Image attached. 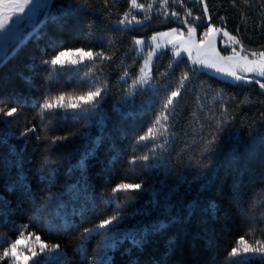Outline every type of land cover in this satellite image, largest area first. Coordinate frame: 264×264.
<instances>
[{
	"label": "trees",
	"instance_id": "trees-1",
	"mask_svg": "<svg viewBox=\"0 0 264 264\" xmlns=\"http://www.w3.org/2000/svg\"><path fill=\"white\" fill-rule=\"evenodd\" d=\"M65 2L78 9L65 27L57 30L48 24L38 42L34 36L28 37L18 49L19 54L0 66V108L17 107L12 117L0 113V119L12 122L15 132L7 141L15 148L14 153L0 145V212L5 213L0 215V255L4 246H10L17 238L25 241L18 246L25 255L31 256L28 249L39 253L35 239L39 236L50 248L58 244L61 255L45 260L56 256V252L46 250L29 264L34 260L41 264H90L104 238L94 235L82 245L81 235L85 228L114 214L116 207L110 206V201L117 184L156 186L158 180L161 184L167 180L172 187L177 174L196 170L210 173L208 189L200 203L181 213L178 221L149 232L141 246L133 245L129 239L119 240L114 248L106 250L111 264H225L240 237L253 246L258 240L264 242V93L255 80L231 82L202 70L197 72L192 85L177 98L175 112L169 119V135L154 142L164 147H157L155 152L151 151L152 141L143 147L137 137L146 133L154 113L160 112L164 99L176 89L182 72L192 66L184 57L174 62L169 51L163 50L152 62V85L138 87L135 96L127 95L140 66V57L133 48L134 37H146L187 20L188 24L199 25L200 30L206 24L225 29L240 40L238 46L245 51H264V0H168L167 5L163 0H137L145 5L143 10L133 8L131 0ZM205 3L207 15L203 12ZM173 11L179 15H171ZM125 13L128 20L132 16L147 18L140 25L120 24ZM77 48L103 51L111 59L85 60L75 67L66 66L55 75L49 72L50 66L44 62L56 54L54 49ZM124 70L130 77L121 79ZM260 79L264 82V78ZM102 84L106 88L99 111L108 117L103 129L92 126L97 117L75 115L72 109H54L45 112L41 119L37 104L60 95L65 96V103L75 102V97ZM222 104L227 111L220 107ZM114 107L119 111L113 112ZM217 121L222 124L219 129ZM33 127L34 132L20 135ZM81 133L102 136L99 145H93L83 160L88 145ZM56 137L68 139L53 144ZM145 154L150 157L148 161L130 163L133 156ZM159 161H163L160 168L151 167ZM18 175L30 187L31 197L25 196ZM82 175L88 185L87 205L84 191L76 189L77 183L83 188ZM13 184L15 190H9ZM179 192L183 195L184 189ZM52 194H58L57 199L43 215H38L37 208ZM116 195L121 200V214H130L121 224L124 232L155 223L161 217V209L167 207L161 196V208L153 205L151 214L146 216L136 211L148 207L146 195L129 203L123 202L138 193ZM57 204L66 224L53 215ZM212 204L215 215L210 209ZM74 210L83 212V216L73 215ZM46 225L55 230L50 231ZM82 247L83 253L79 251ZM247 255L246 264H264V254ZM0 264L9 261L0 260Z\"/></svg>",
	"mask_w": 264,
	"mask_h": 264
},
{
	"label": "snow or ice",
	"instance_id": "snow-or-ice-1",
	"mask_svg": "<svg viewBox=\"0 0 264 264\" xmlns=\"http://www.w3.org/2000/svg\"><path fill=\"white\" fill-rule=\"evenodd\" d=\"M164 4L167 5L168 0H163ZM176 2V0H174ZM36 4V8L33 10L34 15L30 18V28L31 31L25 33L26 37H35L37 42L44 34L43 29L47 27L48 24H52L56 27L57 30L65 27L69 21V18L77 13L78 9L73 7L71 2H65V0H17V2L9 5L7 2L5 3V8L7 11L11 12L13 15L19 17L20 14L25 12V8L30 4ZM131 6L133 8H138L143 10L145 5L137 3V0H131ZM149 8L152 7L151 4L148 5ZM203 12L205 15L208 14L209 10L207 4H204ZM59 13V15H58ZM173 16H178L179 14L175 11L171 13ZM188 15L191 16V12H188ZM197 20L200 17L196 18ZM211 19V17H209ZM223 19V18H221ZM12 20V15H5L3 18H0V65H4L7 59L14 58L18 55V49L22 43L21 34L13 33L8 28V22ZM133 21H136V17L132 16L131 20H128V14L125 13L124 18L119 21L120 24H131ZM17 23L19 21H16ZM139 23L140 21H136ZM188 21L184 20L183 24H187ZM199 26V25H198ZM207 28V31L203 33V38L200 40V44H210L211 37L215 34L223 31V36L227 37L234 44H240V40L237 39L236 36L231 35L228 31L223 30L222 28H216L211 25H204ZM188 36L192 38L196 33V27H188ZM175 32V29H173ZM160 35H168L167 33H162ZM183 34L181 33V36ZM153 41L156 40V37L153 36L151 38ZM135 45L143 46L145 44L144 40L137 39L134 41ZM193 46L195 45V41L192 42ZM103 47V45H101ZM158 47V45H157ZM225 47H228L227 45ZM55 55L50 59V61H45L46 66L49 67V72H52L53 75L57 74L58 71H62L66 66L75 67L77 65L83 64L85 60L88 61H96L99 59L100 61L105 59H111V57H106L103 51L93 52L91 49L85 51L83 48H77L74 50H56ZM184 52L187 53L189 60L194 67L188 69V71H184L181 74L180 79L178 80L177 87L175 90L171 91L170 95H168L162 104L160 105V112L154 113V120L147 128V131L144 135H139L137 137V143L142 145L143 147H147L148 142H153V147L151 149L152 152H155L157 147H164V144L156 145L154 142L157 140H164L167 135H169V129L171 125L169 124V119L173 116L175 112V104L177 102V98H179L182 94V91L186 87H190L194 82V75L201 71V69H215L218 73H223L226 76L232 77L235 81H246L247 78L244 75H238L234 70H228L224 67L218 66L216 62H210L205 59H200L199 54L197 58H192V46L185 47L183 49ZM215 51V49H213ZM231 51L234 55L228 57H220L219 52H216V56L222 60L232 61L235 57L239 56V53L236 52L235 48H231ZM243 51V48H241ZM139 54V53H138ZM253 56L259 55V60H249L247 56L241 57V60L244 63H240L237 61V67H240L245 72H255L259 77L264 78V51H260L258 54L256 52L251 53ZM156 55L155 51H151L148 55V58L145 60V65H149L152 56ZM177 57H181V52L177 50L173 53L174 62L178 63L176 60ZM173 67V64H169V68ZM193 75H189V73ZM87 75V74H86ZM130 74L127 70H124L121 79L129 78ZM150 68L149 71H145L144 67L140 68V75L133 80L130 85L129 91L127 93L128 96H135L136 89L144 88L145 85H150L151 81ZM188 82V83H186ZM255 83L259 85V88L264 90V82H261V79H256ZM94 87V90L87 91L86 95H81L75 97V102L65 103V96L60 95L56 97L54 100H45V102L41 104H37V107L41 109V119L43 120L45 112H51L54 109H72L74 110L75 115L84 114L86 117L88 115L96 116L97 119L92 122V126L97 127L98 129H103L105 124L107 123L108 117L106 115H102L99 112L100 106V98L102 97V93L105 91L106 86L100 85L99 87ZM154 92L155 89L153 88ZM127 98V97H126ZM199 99V98H198ZM86 105L87 107H83ZM202 107L204 105H201ZM220 107L227 111L226 107L222 104ZM76 112L75 110H78ZM118 108H113V112H118ZM17 112V107H12L10 109L0 108V113H3L7 117H12ZM227 122V121H225ZM0 124H3L4 127L0 128V145H4L8 148L9 153H14L15 148L8 144L7 141L9 137L15 136L14 130L11 128V121H5L0 119ZM158 126V127H157ZM222 124L220 121L216 122V128H221ZM89 127V125H85V128ZM155 130V131H154ZM35 128H26L23 133L20 135L22 137L27 136L28 132H34ZM83 139L87 141V150L84 151L81 159L83 160L87 157L92 151V146H98L102 140V136H84L81 133ZM38 138V137H37ZM67 137H56L53 138L52 143L55 144L58 140H67ZM216 137L213 136V142ZM148 161L150 159L148 154H145L141 157L133 156L130 163L135 164L137 160ZM163 164V161H159L151 165L153 168H160ZM47 165V162H46ZM47 171H51V169H47ZM83 172V167L81 168ZM171 175V173H169ZM210 173L203 170H196L191 173L187 171L183 174H177L175 176V185L169 187L167 180L161 184L158 180L156 186H153L151 183L148 185H144L143 183H124L121 182L117 184L112 189V194L114 199L110 201V206L115 204L116 211L113 215L108 218L102 219L99 223L94 224L91 228H85L81 235V244L90 240L94 235L103 236V242L100 246H98V255L93 258L90 264H111V258L107 256L106 250L114 248L117 242L121 239H129L131 240L133 245L141 246L146 239V235L149 232H157L168 226L169 224L176 222L180 219L181 213L186 210H190L191 208L198 205L201 201V198L205 191L208 189V178ZM17 181L22 188L25 189V196L31 197L30 187L25 185L23 180L20 179L18 175ZM81 181L83 182V188L81 189V184H76V189H80L84 191L85 196V204L89 203L87 199V190L88 185L87 181L84 179L83 175L81 176ZM184 189V194L181 195L179 189ZM147 189V191H145ZM9 190H15V184L9 186ZM119 192H134L138 193V195L127 198L123 203L133 202L139 199V195H146L148 197V207L137 209L136 211L140 214L149 216L151 214V208L153 205L156 206L157 209L161 208V196L164 197V200L167 202V207L161 209V217L156 219L155 223H148L143 225H138L135 227L134 231L124 232L121 230V224L125 222L130 214L123 213L121 214L120 208L122 207L120 197L116 194ZM171 192L169 196L168 193ZM58 194H52L49 197L45 198V201L37 208V214L43 215L45 211L52 205L53 201L57 199ZM94 203V201H93ZM210 209L215 215V205H210ZM4 212H0V215H4ZM53 215L56 218L63 219L65 224L67 223L66 217L61 215L60 205L57 204L56 208L53 212ZM73 215H81L83 216V212H76L74 210ZM26 227V226H25ZM46 227L50 231H54L52 225H46ZM103 230V231H101ZM30 236L32 234H29ZM39 246V253H44L46 250L48 252H56V256H48L45 257V260L48 259H56L61 254L57 252L59 249V245H52L51 248L49 245L40 240L39 236L35 237ZM25 244V241L22 238H17L14 242L10 243V246H4L2 255H0V260L7 259L9 264H29V261L33 259V257H37L39 253L34 249H28L31 252V256L25 255L24 252L18 250V246ZM238 246L232 247L229 256L225 261V264H246V261L249 259L248 253H261L264 254V242L257 241V246L250 245L244 237H240L237 241ZM2 246V245H0ZM83 253V247L79 250ZM238 257V259H236ZM33 264H41L40 260H34Z\"/></svg>",
	"mask_w": 264,
	"mask_h": 264
},
{
	"label": "rangeland",
	"instance_id": "rangeland-1",
	"mask_svg": "<svg viewBox=\"0 0 264 264\" xmlns=\"http://www.w3.org/2000/svg\"><path fill=\"white\" fill-rule=\"evenodd\" d=\"M6 2L9 5H11L12 3H15L17 1L0 0V18H3V16L5 15H12V20L8 22V28L11 32L19 33L22 36L25 30L30 26V18L33 17L34 15L33 10L36 7L27 9L25 10L23 14H20L19 17H15V15L7 11V9L5 8ZM146 18L147 17L136 19V21H140V22L137 23L136 21H133L131 24L127 23V25L128 26L140 25L146 20ZM16 21H19V22L17 23ZM180 24L181 25H173L170 27L155 30L146 37L144 36L134 37L133 48L135 49L137 55L140 57V66H139L137 76L140 75L141 67H144L146 72L149 71V68H150V75H151V66H152L153 59L159 52L163 50H168L172 57H173V53L179 50L181 52V57H184L189 63V65L194 67L191 63V60H189L187 53L183 51L185 47L192 46V58L194 59L197 58L199 54L200 59H205L210 62H216L218 66L220 67H224L225 69H228V70H234L237 72L238 75H244L247 78V80L246 81H235L232 77L226 76L223 73L216 72L215 69H201L204 72H207L211 75H214L216 77H219L221 79H225L231 82H249L251 80L262 78V77H259L255 72H245L240 67L236 66L237 61H239L240 63H244L241 60V57L243 56H247L249 60H259L260 59L259 55L253 56L251 54L253 52L245 51V50L241 51V48L238 46V44H234L227 37L223 36V31L211 37L210 44L201 45L200 40L203 38V33L207 31V28L205 29L203 28L202 30H200L198 25H195V24H188V23L186 25L183 23H180ZM188 27H196V33L192 38H189L188 36V31H187ZM216 28H220V27H216ZM173 29H175V32H173ZM162 33H167L168 35H160ZM181 33L183 34L182 36H181ZM153 36L156 37L155 41L151 39ZM137 39L144 40L145 44L143 46L135 45L134 41ZM193 41H195L194 46L192 43ZM226 45L228 47H225ZM231 48H235L236 52L239 53V56L235 57L234 60L232 61L222 60L216 56V52H219L220 57H228V56L234 55L231 51ZM213 49H215V51H213ZM151 51H155L156 55L152 56L149 65L146 66L145 60L148 58V55ZM259 52H256V53L258 54ZM181 57H177L176 60ZM151 85L152 83L150 81V85H145V86L150 87ZM261 91L264 93V90L261 89ZM83 107H87V106L83 105ZM92 117L94 118L96 116H92Z\"/></svg>",
	"mask_w": 264,
	"mask_h": 264
},
{
	"label": "water",
	"instance_id": "water-1",
	"mask_svg": "<svg viewBox=\"0 0 264 264\" xmlns=\"http://www.w3.org/2000/svg\"><path fill=\"white\" fill-rule=\"evenodd\" d=\"M29 31H31V28H28L23 34H22V36H21V40H22V43L28 38V37H26L24 34L25 33H27V32H29ZM21 43V44H22ZM21 46V45H20ZM8 60V59H7ZM1 66V65H0Z\"/></svg>",
	"mask_w": 264,
	"mask_h": 264
},
{
	"label": "crops",
	"instance_id": "crops-1",
	"mask_svg": "<svg viewBox=\"0 0 264 264\" xmlns=\"http://www.w3.org/2000/svg\"><path fill=\"white\" fill-rule=\"evenodd\" d=\"M14 1H17V0H14ZM20 2H22V0H20ZM35 7H36V4L33 3V4H30L28 7H26L25 10L30 9V8H35ZM15 17H17V16H15Z\"/></svg>",
	"mask_w": 264,
	"mask_h": 264
}]
</instances>
